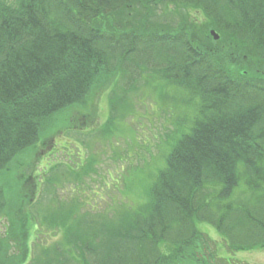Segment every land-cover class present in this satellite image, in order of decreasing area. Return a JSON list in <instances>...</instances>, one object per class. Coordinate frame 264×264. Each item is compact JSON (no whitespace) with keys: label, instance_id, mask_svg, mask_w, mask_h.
Wrapping results in <instances>:
<instances>
[{"label":"trees","instance_id":"trees-1","mask_svg":"<svg viewBox=\"0 0 264 264\" xmlns=\"http://www.w3.org/2000/svg\"><path fill=\"white\" fill-rule=\"evenodd\" d=\"M158 3L187 10L174 27L153 26ZM133 5L147 15L118 24ZM118 50L120 66L129 61L131 72L151 70L198 96L200 115L138 212L124 202L112 216L32 212L63 241L31 264H232L205 252L201 221L232 247L264 246V0H0V172L35 143L42 121L111 75ZM242 176L251 199L236 191ZM5 200L0 188L12 243L0 260L25 264L41 228Z\"/></svg>","mask_w":264,"mask_h":264},{"label":"rangeland","instance_id":"rangeland-1","mask_svg":"<svg viewBox=\"0 0 264 264\" xmlns=\"http://www.w3.org/2000/svg\"><path fill=\"white\" fill-rule=\"evenodd\" d=\"M164 5L150 4V22L153 26L174 27L181 13L187 9L171 6L173 10H169ZM131 8L130 15L117 17L118 24L128 26L131 21L136 22L147 15L144 7L133 5ZM190 11L201 17L198 11ZM119 55V50L114 52L111 70L120 66ZM124 64L126 72L115 70L110 75V82L96 86L86 103L73 104L46 119L41 125L35 147L19 153L9 171L0 172V188L11 211L27 216L32 226L36 223L32 212H40L38 204L44 201L42 207L52 205L55 210L49 211L62 212L57 205L64 201L72 203L71 197L86 193L84 186L89 183L86 202L91 209H94L96 198L104 197L105 208L108 207L114 195L120 201L131 203L130 191L125 192L126 183L131 180L137 184H148L156 170L154 167L164 164L157 159L163 155L162 148H169L175 143L182 135L181 130H190L193 119L198 115L196 103L193 106L183 90L163 79L152 81L153 77L146 83L145 74L139 77L134 90V83L129 81L131 71H128V62ZM147 160L152 163L148 165ZM91 173L94 181L88 180L86 183ZM29 175L40 188L39 193L31 180L26 184ZM76 179L82 183L78 188L75 187ZM54 193L55 200H52ZM31 196L36 200L35 206L24 199ZM131 196L136 198V194ZM137 197L145 200L146 194H138ZM64 208L70 210L72 205L66 204ZM103 210L97 212L103 213ZM107 210L112 211L113 208ZM97 221H102V218ZM199 226L206 231L204 226L209 225L200 223ZM7 227V219L1 218L0 248L3 243L12 246L10 241L3 238ZM39 227L42 235L31 243L32 260L40 257L44 247L48 246L50 250L53 244L63 241V237H59L62 235L58 236L46 223H41ZM213 238L221 240L215 234ZM11 252H15L14 247L10 248ZM250 252L239 256L254 264H264V251ZM6 263L0 260V264Z\"/></svg>","mask_w":264,"mask_h":264}]
</instances>
